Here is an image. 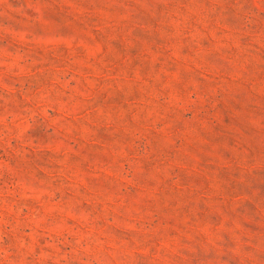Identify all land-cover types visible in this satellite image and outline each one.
Listing matches in <instances>:
<instances>
[{
    "label": "rangeland",
    "instance_id": "obj_1",
    "mask_svg": "<svg viewBox=\"0 0 264 264\" xmlns=\"http://www.w3.org/2000/svg\"><path fill=\"white\" fill-rule=\"evenodd\" d=\"M0 264H264V0H0Z\"/></svg>",
    "mask_w": 264,
    "mask_h": 264
}]
</instances>
